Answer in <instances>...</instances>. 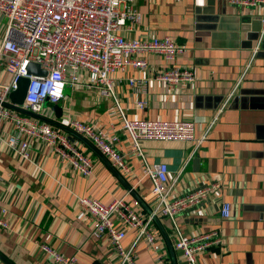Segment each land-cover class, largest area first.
<instances>
[{
	"label": "crops",
	"instance_id": "1",
	"mask_svg": "<svg viewBox=\"0 0 264 264\" xmlns=\"http://www.w3.org/2000/svg\"><path fill=\"white\" fill-rule=\"evenodd\" d=\"M142 21L134 36H170L183 47L177 63L195 72L193 82L169 85L155 79L166 67L162 56L144 55L148 68L127 67L111 74L113 92L128 118L191 119L196 135L211 126L196 148L193 141L144 140L141 146L150 164L165 162L173 191H186L200 183L218 182L219 195L194 211L176 216L184 237L215 232L221 242L197 255L198 264H264V50L261 45L251 66L247 64L258 44L264 4L238 7L229 0H138ZM260 22V23H261ZM263 24V22H262ZM263 26V25H262ZM4 27L0 21V41ZM260 31V32H259ZM130 76L147 77L144 96L128 84ZM236 93L229 99L239 80ZM71 90V89H70ZM145 99L140 108L137 102ZM114 99L97 90L72 91L66 95V115L115 129L121 139L117 148L130 171L117 168L82 140L81 149L93 161L90 175L75 170L43 142L32 148L30 162L21 160L4 143L13 126L5 122L0 132V213L9 223L0 226V264H57L41 248L47 235L58 251L76 257L78 264H119L108 237L93 234L87 220L79 219V197L104 204L125 198L144 200L152 180L143 172L141 157L134 155L131 141L122 131ZM222 109V111H220ZM118 170L120 175L114 171ZM219 198V199H218ZM231 204L223 218L219 204ZM148 215L146 203L138 209ZM152 221L162 241L161 253L141 239L135 248L137 264H186L176 247L178 235L170 218ZM137 237L127 229L125 245Z\"/></svg>",
	"mask_w": 264,
	"mask_h": 264
},
{
	"label": "built area",
	"instance_id": "2",
	"mask_svg": "<svg viewBox=\"0 0 264 264\" xmlns=\"http://www.w3.org/2000/svg\"><path fill=\"white\" fill-rule=\"evenodd\" d=\"M229 2L238 7L264 4V0ZM0 21L4 27L0 41V132L5 122L13 126V132L4 138L5 145L21 160L30 162L33 144L43 142L75 170L84 175L93 171V161L81 149L78 139H72L62 128L10 106L13 104L10 93L17 88L19 78L26 76L30 82L21 108L70 127L89 139L117 168L129 172V165L116 146L120 134L115 129L105 131L96 124L66 115V106L61 104L66 98V87L72 91L97 90L100 96H110L122 122L120 129L131 141V152L141 157L143 172L151 178L152 189L144 200L134 199L133 205L124 197L104 204L98 199L81 196L78 218L89 222L94 235L109 238L119 264H137L134 251L141 239L161 253L162 241L151 223L155 217H168L175 226L176 247L182 251L185 263L198 264V253L212 244L218 245L221 239L215 232L184 237L176 224V216L184 211H194L206 200L219 195L221 184L200 183L176 193L173 187L178 177L170 178L165 162L150 164L141 143L144 140L193 141L197 148L206 139L211 126L203 135L197 136L196 124L191 119L128 118L113 92L111 78V74L129 66L146 70L149 64L144 55L153 53L162 56L166 63L165 68L155 72V79L169 85L193 82L195 72L177 63L184 52L183 47L170 36H134L142 21L138 0H0ZM262 22L259 42L247 68L262 42L264 17ZM30 62L40 64L47 73L41 76L29 74L27 66ZM127 81L134 91L144 96L147 77L130 76ZM241 81L231 91L229 99ZM145 103V99H140L137 106L143 108ZM54 104L62 107L60 118L52 109ZM142 203L149 208L147 216L138 210ZM219 209L223 218L230 217L232 207L229 202L222 200ZM0 226H9L1 213ZM131 228L137 230V237L130 245H125L127 229ZM50 242L49 234L40 245L57 264H78L76 257L56 250ZM159 262L163 264L162 255Z\"/></svg>",
	"mask_w": 264,
	"mask_h": 264
},
{
	"label": "water",
	"instance_id": "3",
	"mask_svg": "<svg viewBox=\"0 0 264 264\" xmlns=\"http://www.w3.org/2000/svg\"><path fill=\"white\" fill-rule=\"evenodd\" d=\"M260 22L258 24L259 25L258 26L259 29L263 28V26H262L263 24H262V22L261 23ZM260 30H262V29H260ZM261 48H262L261 49L262 51H260V53L263 54V50H264V34H263V37H262ZM27 71H28L29 74L39 75V76L45 75L47 73L45 70H43L41 68L40 64H38L36 62H30L28 64V66H27ZM29 82H30L29 77L22 76V77L19 78L17 88L10 93V98H11V100L13 102V104L10 105V106L13 109L18 110V111H20L22 113H25V114H28V115H31V116H36V117H38V118H40V119H42L44 121H47V122H49V123H51V124H53V125H55V126H57L59 128H62L63 130L67 131L70 135H73L74 137H77L78 139H80L83 142H85L92 149H94L96 152H98L103 157V159H105L107 161L106 157L95 147V145L89 139H87L83 135L79 134L75 130L71 129L70 127L63 126L57 120L49 119V118H47L45 116L36 114V113H34V112L30 111V110H27V109H24V108L20 107V105H22L24 100H25ZM52 109L55 112V115H56L57 118H60L62 116L63 110H62V107L59 104H54L52 106ZM114 171H115V169H114ZM115 172L117 173V175H120L118 170H116ZM148 210H149V208H148ZM157 219H158V217L154 218L155 221H158Z\"/></svg>",
	"mask_w": 264,
	"mask_h": 264
},
{
	"label": "rangeland",
	"instance_id": "4",
	"mask_svg": "<svg viewBox=\"0 0 264 264\" xmlns=\"http://www.w3.org/2000/svg\"><path fill=\"white\" fill-rule=\"evenodd\" d=\"M70 93H71L70 88H69V87H66V88H65V96L68 95V94H70ZM65 99H66V98H65ZM65 99H63V100L61 101V104H64ZM45 105L48 106L49 104L46 103Z\"/></svg>",
	"mask_w": 264,
	"mask_h": 264
}]
</instances>
